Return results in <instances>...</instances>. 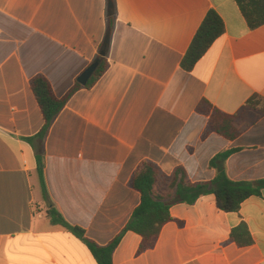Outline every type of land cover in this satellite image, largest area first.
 I'll return each mask as SVG.
<instances>
[{
  "label": "crops",
  "instance_id": "0c3cea01",
  "mask_svg": "<svg viewBox=\"0 0 264 264\" xmlns=\"http://www.w3.org/2000/svg\"><path fill=\"white\" fill-rule=\"evenodd\" d=\"M115 3L107 45V0H0V264H98L47 210L109 244L141 204L130 180L144 161L160 170L156 191L173 221L143 252L142 237L126 232L114 264H264V189L227 213L213 194L189 205L171 188L180 168L191 184L213 182L212 162L225 152L230 180L264 181V25L250 29L236 0ZM210 10L225 33L184 71ZM104 49L108 70L76 92L44 141L45 201L27 141L44 126L30 81L45 76L62 98ZM216 113L234 119L235 138L208 132ZM242 223L251 245L232 239Z\"/></svg>",
  "mask_w": 264,
  "mask_h": 264
},
{
  "label": "trees",
  "instance_id": "16d2710c",
  "mask_svg": "<svg viewBox=\"0 0 264 264\" xmlns=\"http://www.w3.org/2000/svg\"><path fill=\"white\" fill-rule=\"evenodd\" d=\"M109 16L106 30V44L113 34L116 13L115 0H107ZM250 29L254 30L264 25V0H236ZM225 33V25L221 17L214 10H210L199 27L192 43L182 59L181 67L184 71L191 72L196 64L208 52L212 45ZM99 65L86 86L78 81L70 91L62 98L55 96L48 79L39 74L30 81V87L38 103L44 119L42 130L33 138L27 139L36 152L37 172L40 181L42 196L49 201L46 188L44 169L45 158L43 144L49 130L57 116L64 109L70 99L82 88L92 89L108 70L106 57H98ZM216 131L226 138H235L238 131L234 126V119L224 114L216 113L208 126V132ZM39 141V145L35 144ZM231 152H225L217 156L212 165L218 169L216 179L211 183L191 184L187 181L183 169L175 172L171 188L176 189V201L192 205L203 196L213 194L218 209L224 212H238L244 201L252 196H261L264 189V181L257 184L246 182H233L226 173L225 160ZM160 178L159 168L152 162L144 161L134 172L130 185L141 194V204L134 211L131 220L112 242L101 246L89 239L82 228L69 224L62 214L54 207L49 206L47 218L53 226H59L80 239L90 250L98 264H114L113 255L118 248L124 234L134 232L142 237L140 251L154 248L164 225L173 221L170 214V203L156 191V185ZM246 238V239H244ZM232 239L239 245H251L252 237L245 223H242L232 233Z\"/></svg>",
  "mask_w": 264,
  "mask_h": 264
},
{
  "label": "water",
  "instance_id": "95a60500",
  "mask_svg": "<svg viewBox=\"0 0 264 264\" xmlns=\"http://www.w3.org/2000/svg\"><path fill=\"white\" fill-rule=\"evenodd\" d=\"M106 56V50H102L101 52V57H105ZM99 65V61L97 60L96 62H94L90 67H88L83 74H81V76L78 78V82L82 85V86H86L87 83L89 82V80L91 79V77L93 76L94 72L96 71L97 67Z\"/></svg>",
  "mask_w": 264,
  "mask_h": 264
}]
</instances>
